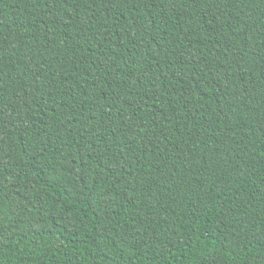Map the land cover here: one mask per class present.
I'll return each instance as SVG.
<instances>
[{
    "label": "trees",
    "instance_id": "obj_1",
    "mask_svg": "<svg viewBox=\"0 0 264 264\" xmlns=\"http://www.w3.org/2000/svg\"><path fill=\"white\" fill-rule=\"evenodd\" d=\"M0 264H264V0H0Z\"/></svg>",
    "mask_w": 264,
    "mask_h": 264
}]
</instances>
